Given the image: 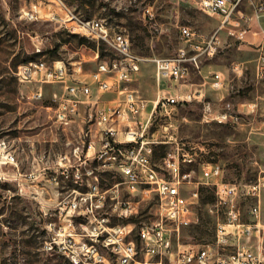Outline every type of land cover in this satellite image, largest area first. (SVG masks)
<instances>
[{"label":"rangeland","instance_id":"obj_1","mask_svg":"<svg viewBox=\"0 0 264 264\" xmlns=\"http://www.w3.org/2000/svg\"><path fill=\"white\" fill-rule=\"evenodd\" d=\"M198 0H0V140H6L15 150L18 166L0 168V264H70L61 253L48 251L46 242L51 240L50 223L64 225V217L56 211L72 184L57 186L47 181L50 163L68 153L77 143L82 117L72 126H64L56 120L57 103L53 94L62 91L59 85H45L44 97L31 98L39 88L38 83L24 84L18 80L19 67L29 62H64L71 73L82 68L81 78L92 83L91 74L105 61L109 64L120 59L116 51L95 35H86L77 24L80 21L104 20L111 32H120L130 38L135 53L148 58H170L185 47L180 40V27H190L200 39L210 37L221 24V18L202 11ZM264 0H243L234 15L236 19L251 16L254 5ZM35 13V19L27 18L26 12ZM252 32L244 41H238L221 31L222 47L211 59H203L207 72L223 74L224 89L208 92L218 109L227 103L239 115L240 124L231 126L203 117L198 102L178 105L170 115L158 116L151 126V133L160 140L177 141L197 147L200 162L219 163L222 179L241 187L264 176V131L258 127L264 121V81L255 76L256 44L262 36H255L256 23L245 24ZM260 38V39H259ZM240 66L242 73L234 72ZM79 73V72H77ZM131 89L152 107L157 100L158 86L155 66L151 61L142 64L140 71L129 83ZM162 93L172 96L175 92L166 85ZM95 96L112 104L117 93H100ZM251 104H257L251 107ZM88 113V111H87ZM84 114V108L82 109ZM175 144L156 147L154 161L160 171L164 157L174 150ZM42 159V160H39ZM194 180H202V170L196 164ZM34 174L28 178V174ZM102 186L109 188L121 181L117 173L100 172ZM35 178V179H33ZM193 187V186H192ZM119 201L132 202L134 215L119 218L114 212L117 200H108L106 210L114 224L132 221L137 228L160 220V207L154 192L130 196L120 187ZM200 201L194 205L198 222L181 231L182 242L212 243L218 221L225 220V209L218 205L215 189L199 186ZM242 213V221H250L253 200L240 197L236 201ZM53 213L51 216L45 212ZM120 211V209H119ZM259 218L264 227V189L261 196ZM80 219L74 218L76 231L81 233ZM137 228L134 239H137ZM262 241L254 238L253 250L259 246L264 252V228ZM174 250H177L176 242ZM140 261L151 264L160 262L159 257H145ZM162 264H170L164 258Z\"/></svg>","mask_w":264,"mask_h":264},{"label":"built area","instance_id":"obj_2","mask_svg":"<svg viewBox=\"0 0 264 264\" xmlns=\"http://www.w3.org/2000/svg\"><path fill=\"white\" fill-rule=\"evenodd\" d=\"M243 0H198V7L209 15L221 18V24L208 38L200 39L190 27H180V40L185 47L180 48L170 58L148 59L132 49L130 38L120 32H111L104 20L80 21L77 24L86 35H95L108 43L120 56L119 60L109 64L105 61L91 74L92 83L71 73L64 62H29L19 67L18 80L24 84L38 83L39 88L31 98L40 101L44 97L45 85H59L60 93L53 94L57 103L56 120L64 126H72L80 116L83 125L78 134L77 143H73L68 153L50 163L51 170L47 181L60 186L62 183L73 185L59 200L56 208L64 225L50 223L48 230L51 240L45 248L50 252L63 254L70 264H151L140 261L137 256L164 258L170 264H264L263 247L253 250L254 238L262 241L263 224L261 196L264 189V176L244 186L225 182L222 179V167L219 163L200 162L197 147L187 143L160 140L151 133V126L158 116L170 115L178 105L198 102L202 105L205 120L236 126L240 117L234 113L229 103L218 109L202 90L184 95H158L148 111V104L130 88L132 77L137 74L143 63L151 61L155 66L157 85L163 81H181L187 79L192 69L200 70L203 59L214 58L222 47L219 36L226 32L238 41H244L252 30L245 24L256 23L261 39L254 44L257 58L255 76L264 81V2L254 5L251 16L234 17ZM27 18L35 19L33 12L25 13ZM234 72L242 73L239 65ZM214 90L223 88L222 73L211 76ZM100 93H117L114 104L96 107ZM264 104V96L262 98ZM257 104L252 105V107ZM84 108V114L82 109ZM88 111V113H87ZM264 131V121L258 127ZM175 144L174 150L164 157L160 171L154 161L156 147ZM42 160V159H39ZM198 164L202 173L194 180L196 170H186ZM18 166L15 150L8 141L0 140V168ZM111 171L121 177L109 188L102 186L100 172ZM34 174H28L32 178ZM3 177L0 175V179ZM35 179V178H33ZM215 189L217 204L225 209V220L218 221L212 243L182 242L181 231L196 222L194 205L200 201L199 186ZM133 196L137 193L154 192L160 207V220L141 225L137 228L132 221L127 224H114L106 210L108 200L117 203L114 212L119 218H130L134 213L132 202L119 201L120 187ZM193 186V187H192ZM253 200L250 208L253 219L242 221V213L237 205L238 198ZM120 209V211H119ZM46 216L53 213L45 212ZM74 218L80 219L81 233L76 231ZM137 228V239L134 231ZM176 242L177 250H174Z\"/></svg>","mask_w":264,"mask_h":264},{"label":"crops","instance_id":"obj_3","mask_svg":"<svg viewBox=\"0 0 264 264\" xmlns=\"http://www.w3.org/2000/svg\"><path fill=\"white\" fill-rule=\"evenodd\" d=\"M259 36H261V35H259ZM206 68H207V66H204L201 62L200 70L192 69L191 74L187 79L181 80L178 82L168 81V80L163 81L160 85H157L158 86V93L157 94L158 95H164V93H162L161 90L166 85V87L168 89L175 92L172 96L184 95V94L191 92V91L202 90L208 98H211L207 95L208 92L212 91V92H218L219 93V91L224 89L225 85L223 84V88L220 90H214L211 86V80H212L211 76L214 73H221V72L216 70V71H211L208 73ZM258 82H260V81H258ZM158 95H157V97H158ZM154 101H156V100H153L152 102H154ZM114 102H115V99L111 103L114 104ZM97 104L98 105H96V107L112 105V104H108V103L102 101L101 99L97 102ZM147 104H149V103H147ZM252 105H254V104H251L250 106L252 107ZM149 110L150 109L148 106V111Z\"/></svg>","mask_w":264,"mask_h":264}]
</instances>
